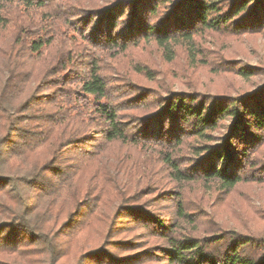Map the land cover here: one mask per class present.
<instances>
[{"label": "trees", "instance_id": "obj_1", "mask_svg": "<svg viewBox=\"0 0 264 264\" xmlns=\"http://www.w3.org/2000/svg\"><path fill=\"white\" fill-rule=\"evenodd\" d=\"M263 32L264 0H0V264H264V84L197 88L263 75L204 45ZM151 44L182 68L123 65Z\"/></svg>", "mask_w": 264, "mask_h": 264}, {"label": "rangeland", "instance_id": "obj_2", "mask_svg": "<svg viewBox=\"0 0 264 264\" xmlns=\"http://www.w3.org/2000/svg\"><path fill=\"white\" fill-rule=\"evenodd\" d=\"M204 45L211 51L218 52L227 59H230L234 64L264 69V32L262 34L244 35L240 38H226L218 35L210 36L205 39ZM138 60L150 64L162 73H165L166 71L169 73V71H172L173 69L179 71L182 68L181 65L184 61L183 58H180L176 65H166L161 60V55L153 44L130 54L129 57L122 61L123 65L126 67L128 62ZM170 75L172 76V74ZM198 77L199 84H197V88L209 93H220L226 89L227 85H230V87H233L230 90V94L235 95L243 91L254 90L264 84V74L250 80H243L233 75H220L218 77L213 75L208 76L204 71L199 74ZM158 79L161 81V83L159 82L160 85L171 87L175 91L185 90L179 82L167 80L163 74H161ZM259 195L258 192L255 193L254 191L251 196L252 203L258 207L264 208V198H261Z\"/></svg>", "mask_w": 264, "mask_h": 264}]
</instances>
